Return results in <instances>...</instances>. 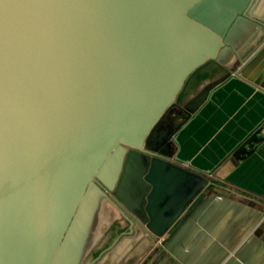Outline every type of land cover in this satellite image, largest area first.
I'll return each instance as SVG.
<instances>
[{"label": "water", "instance_id": "water-1", "mask_svg": "<svg viewBox=\"0 0 264 264\" xmlns=\"http://www.w3.org/2000/svg\"><path fill=\"white\" fill-rule=\"evenodd\" d=\"M263 50L264 0H0V264H147L178 245L209 198L168 161L173 134ZM105 203L148 243L102 247Z\"/></svg>", "mask_w": 264, "mask_h": 264}, {"label": "crops", "instance_id": "crops-1", "mask_svg": "<svg viewBox=\"0 0 264 264\" xmlns=\"http://www.w3.org/2000/svg\"><path fill=\"white\" fill-rule=\"evenodd\" d=\"M172 139L168 161L204 179L199 194L209 201L169 246L181 261L164 251L147 264H214L226 249L216 264H264V50L216 86Z\"/></svg>", "mask_w": 264, "mask_h": 264}, {"label": "rangeland", "instance_id": "rangeland-1", "mask_svg": "<svg viewBox=\"0 0 264 264\" xmlns=\"http://www.w3.org/2000/svg\"><path fill=\"white\" fill-rule=\"evenodd\" d=\"M110 212L113 213L112 216H110ZM129 223H131V226H129ZM139 228L140 227L136 223L133 222L132 215L130 213L124 212L123 209L120 207V205L114 206V205L105 203L104 204L103 225L100 228L101 241L99 240V243L101 244L102 247L115 246V244L117 243V241L120 240V238H118V240H116V242L112 245L113 240H115V238L117 237L116 235H118V233H120L121 230L125 234L133 233L135 235L136 233L134 232L135 230H137L138 234L141 235L140 238H138L139 241L134 240L137 244H135V242L127 243L125 239L121 243V245L118 244V246H145L148 243L147 241L149 238L145 237L142 233L143 230L140 231ZM144 230H145V227H144ZM166 232L167 231H165L162 235H165ZM148 236L152 239V242H153L152 246L156 244V240L160 237V236H156L150 233H148ZM144 240H145V245L143 243L142 244L139 243L140 241H144ZM122 264H125V262H123Z\"/></svg>", "mask_w": 264, "mask_h": 264}, {"label": "flooded vegetation", "instance_id": "flooded-vegetation-1", "mask_svg": "<svg viewBox=\"0 0 264 264\" xmlns=\"http://www.w3.org/2000/svg\"><path fill=\"white\" fill-rule=\"evenodd\" d=\"M175 120V117H166L165 120L163 122L160 123V128L163 129V128H166V129H172L174 127V123L176 124L177 123V120ZM166 131V130H164Z\"/></svg>", "mask_w": 264, "mask_h": 264}, {"label": "built area", "instance_id": "built-area-1", "mask_svg": "<svg viewBox=\"0 0 264 264\" xmlns=\"http://www.w3.org/2000/svg\"><path fill=\"white\" fill-rule=\"evenodd\" d=\"M164 238H165V236L158 238V239L156 240V244H155V246H160V245H162V244H163V241H164Z\"/></svg>", "mask_w": 264, "mask_h": 264}]
</instances>
